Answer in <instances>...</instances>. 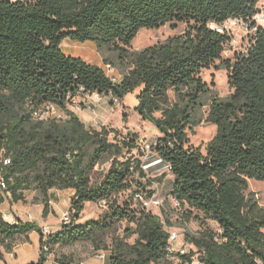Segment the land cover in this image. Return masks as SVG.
Masks as SVG:
<instances>
[{"label": "trees", "instance_id": "trees-1", "mask_svg": "<svg viewBox=\"0 0 264 264\" xmlns=\"http://www.w3.org/2000/svg\"><path fill=\"white\" fill-rule=\"evenodd\" d=\"M260 0H0V204L10 198L26 203L34 189L50 212L51 190H72L71 219L44 240L35 223L6 221L0 213L2 249L11 251L19 237L37 232L53 252L91 243L96 253L110 251V264L170 262L169 223L148 210L138 195L135 175H144L135 135L117 140L116 131L88 128L71 99L82 93L123 100L138 93V111L156 125V156L170 166L169 195L190 218L196 211L219 231L204 229L191 238L179 264H264V209L249 181H264V28L253 32L246 53L224 59L231 42L212 27L231 19L249 23ZM183 24L182 34L143 51L132 43L141 30ZM94 43L116 55L123 76L114 82L106 71L66 55L64 41ZM216 62L228 71L232 94L210 104L207 122L217 134L206 151L190 144L188 129L200 123L196 113L208 94L202 72ZM53 104L68 112L65 121L34 119L32 108ZM160 115V116H157ZM115 134L114 140L110 136ZM111 160L101 178L96 166ZM5 184V188L2 187ZM122 200V201H121ZM88 203L103 205L99 220L78 223ZM141 205V209L137 205ZM125 223L123 237L111 246L103 237ZM168 224V225H167ZM134 239L133 242H130ZM41 251L36 264H46ZM55 264L76 263L58 255Z\"/></svg>", "mask_w": 264, "mask_h": 264}, {"label": "rangeland", "instance_id": "rangeland-1", "mask_svg": "<svg viewBox=\"0 0 264 264\" xmlns=\"http://www.w3.org/2000/svg\"><path fill=\"white\" fill-rule=\"evenodd\" d=\"M259 8L260 10L264 9V0H260ZM184 30L185 25L178 23L168 24L161 29H143L134 39L131 49L133 51H143L158 43L165 42L171 37L182 34ZM227 34L232 39L226 46V51L223 55L224 59H234L237 55L247 52L253 35L251 30L236 27L229 30ZM67 42H69V45L66 43H63L62 45V50L65 54L81 58L85 62L96 65L105 71L107 65H112L114 72L110 73L109 77L116 82H119L122 79L123 73L117 65V57L110 50L106 49L102 52L101 49L91 42L85 44L73 43L70 40H67ZM202 78L204 82L208 84L209 92L203 97L202 107L196 113V119L197 121L199 120L200 123L192 129H188L187 132L190 144L194 147L201 148L202 151L205 152L207 145L217 134V127L207 122L212 99L214 97L225 99L232 94L233 90L228 84V71L222 67L221 62H216L210 69L204 70L202 72ZM137 95L138 93L127 94L123 100L116 101L115 103H112L109 97H102L103 100L100 103H97L96 97L91 96V99H88L87 101V106H84V109L77 113H79L78 116L86 123L88 128L101 130L103 127H106L107 129L116 131L118 136L116 141L125 139L129 135H135L139 142L138 146L146 151L142 150L135 154L126 155V157H132L133 159L143 158V165L147 167L144 175H135V184H137L136 188L142 189L146 193H153V195L162 202L160 207L150 206L148 210L160 216L164 223L170 224V228L166 227V230L175 231L180 235L175 246V251H179L182 248V245L191 249L192 244L189 242L191 238H198L199 233L207 228L218 232V226L215 222L204 219L196 211H192L191 213L193 214L189 218L188 208H175L174 202L169 195L171 190V174L168 163L156 157L154 150H152V145H154L159 139L160 133L154 122L150 118H144L138 111L137 108L139 106V101ZM84 98L85 97H82L81 95L77 100L83 101ZM114 136L115 134L110 136L111 141H115ZM110 166V159H106L103 163L97 165L92 172L93 180L96 181V179L101 178L102 175L109 170ZM249 187L250 192L255 194L259 206L264 209V181L250 180ZM54 190L51 191L55 192L56 197L50 201L52 214L49 212L47 216H50V219L59 216L63 220L65 214L68 213L71 208L72 190ZM24 193L27 196L35 193L36 195L32 200L33 203L43 205V203H41V199L43 198L34 189L27 190ZM10 200V198L6 199V206L7 204L12 203ZM2 204L3 203L0 204V209L5 208V205ZM137 208L141 209L142 207L138 204ZM105 211L103 205L100 206L98 204L88 203L81 215V222L99 220L102 218ZM127 227L128 226L125 223L118 225L112 232L103 237L104 243H106L107 246H111L113 237H123ZM48 228L53 230L49 226ZM133 241L134 239L130 240V242ZM52 253L54 256L53 261L56 260L58 255H66L76 263L108 264L110 251L96 253L91 243H79L64 248L58 247ZM103 254H105V256L107 255L105 261H101L96 257L97 255ZM162 264H178V262L177 260H172Z\"/></svg>", "mask_w": 264, "mask_h": 264}, {"label": "built area", "instance_id": "built-area-1", "mask_svg": "<svg viewBox=\"0 0 264 264\" xmlns=\"http://www.w3.org/2000/svg\"><path fill=\"white\" fill-rule=\"evenodd\" d=\"M236 27H241L244 28L246 30H251L252 32H255L257 30V28L261 27L264 28V9H261L259 13H257L252 20L247 23L245 21H240V20H236V19H231L229 21H227L225 24L221 25V26H213L212 28L214 30H216L219 33H227L229 32V30H232L233 28ZM114 72V68L112 67V65H107L106 66V73L109 76L110 73ZM112 79V78H111ZM114 82H116L114 79H112ZM91 96L96 97V102L100 103L103 98L98 95H90V94H84L82 93V97H85L83 99V101H78L77 98H73V100L71 99V101L68 104L67 107V111L69 112H73V113H77V112H81L84 109V106H87V101L88 99H91ZM111 99L112 103H115L116 101H118L117 99H113L112 96L109 97ZM66 110H61L59 107L53 105V104H47L41 108H32V114L34 119L38 120V121H42V122H48V121H52V120H56V121H65L68 118V112ZM156 145V143L154 144ZM143 146V145H141ZM153 148V145H152ZM143 151H146L142 148ZM153 150V149H152ZM155 153V152H154ZM156 155V153H155ZM157 157V156H156ZM169 169L170 166L168 165ZM143 168L146 172L147 167L145 165H143ZM2 187L5 188V184H2ZM138 199H140L143 204L145 205V207L149 208L150 206H155V207H160L162 202L160 200L157 199V197L154 195L152 199L147 200L145 199L143 196L138 195L137 196ZM172 201L174 202V206L176 209H181V205L180 203L173 199L171 197ZM105 205V204H102ZM101 205V206H102ZM4 219L6 221H8L10 219L9 216L5 215L3 216ZM70 219H71V213L70 211L68 213L65 214L64 219L62 220L63 223L65 224H69L70 223ZM12 222H15V220L13 219ZM43 231V235H44V240L46 241L48 236H50L51 234L54 233L53 230L49 229L48 227H43L42 228ZM170 232V246L168 247V258L169 260H176V257L174 256L176 253H181L182 255H185L188 253V248H186L187 246H183L179 251H175V246L180 238V235L175 232V231H169ZM47 257V260H54V256L52 252H49V248L48 247H44L43 250H41ZM101 258L105 257V254L100 255ZM178 262V261H177ZM55 264V261H54ZM179 264V263H178ZM194 264V263H193Z\"/></svg>", "mask_w": 264, "mask_h": 264}, {"label": "crops", "instance_id": "crops-1", "mask_svg": "<svg viewBox=\"0 0 264 264\" xmlns=\"http://www.w3.org/2000/svg\"><path fill=\"white\" fill-rule=\"evenodd\" d=\"M63 43L69 45V42H67V40L64 41ZM66 55L70 56L69 54ZM78 114L79 113H77V115ZM172 180L173 178L171 176V181ZM54 191H51L49 193L50 201L53 200L54 197H56ZM71 193H72L71 196L72 199L74 192L71 191ZM35 195H36L35 193L31 194L30 196L26 195V203H14L10 200L12 203L7 204L6 206L5 203H7L8 200L7 202L5 201L2 204L5 205V208L0 209V213L3 216L5 215L9 216L10 217V219L8 220L9 222H12L13 219L15 221L21 220L23 222L35 223L40 228L49 226L50 228L53 229L54 232H57L58 230L61 229L62 218L59 216H55V218L53 219H50L51 218L50 216L45 217L44 206L42 204L33 203L32 201ZM51 212H52V208L50 209V214H52ZM78 223H83V222H81L80 220L78 221ZM183 246L185 245H182V247ZM40 254H41V236L39 233L33 232L29 234L27 237L26 236L19 237V239L13 245L11 251L8 252L2 249L3 257L0 259V264H36L40 260ZM106 256L104 258H101L100 255H97L96 257L99 258L101 261H105ZM83 263L84 262H82V264ZM46 264H54V261L48 260ZM108 264H110V254H109Z\"/></svg>", "mask_w": 264, "mask_h": 264}]
</instances>
